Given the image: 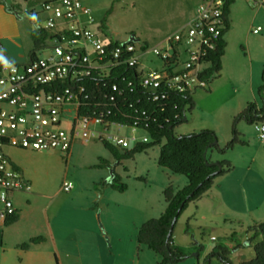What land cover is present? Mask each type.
Segmentation results:
<instances>
[{"label": "rangeland", "instance_id": "374dc122", "mask_svg": "<svg viewBox=\"0 0 264 264\" xmlns=\"http://www.w3.org/2000/svg\"><path fill=\"white\" fill-rule=\"evenodd\" d=\"M15 1L20 10L17 6H11V12L7 9L10 5L4 3L6 13L0 11V25H3L5 33L4 46L9 52L21 55L24 52L23 38L19 39L18 34H23L29 28H44L45 21L41 13L30 17L26 0ZM6 2L10 3L8 0ZM199 3V0H84L95 20L93 29L101 40L125 42L130 35H134L140 44L146 43L148 46H154L163 37L184 26ZM101 23L104 25L103 30L100 28ZM249 24V21L242 22L241 29L236 25L238 27L234 28L231 35L227 54L229 61H242L243 67L238 71L227 63L219 78L211 79L205 88L193 92L199 103L208 108V114L187 109L185 118L190 123L187 125L183 121L175 127V136L198 133L201 131V121L206 119L208 125L212 121L219 123L215 134L218 145L224 147L231 139L230 121H227L233 102L240 100L244 105L260 104L257 89L261 85L260 75L264 65V42L259 38L264 33V14L255 23ZM258 27L260 30L256 35L252 31ZM53 45V40L46 39L45 47L38 52L43 56L48 55L51 52L49 47ZM87 48L90 51V47ZM90 55H93L91 51ZM0 59L5 61L3 53ZM141 61L147 67L159 64L150 54H146ZM210 83L212 93L209 91ZM70 116H62L64 128ZM87 128L94 132L101 131L94 123L88 124ZM241 129L239 139L244 145H235L223 154L216 151L208 153L211 162H229L232 169L216 177L210 189L201 198L190 202L176 221L172 239L184 255L179 264H204L205 258L218 246L229 251L228 258L232 264L253 257L252 245L246 244L250 237L247 230L264 222V142L258 139L253 125L242 121ZM108 131L128 143L126 150L141 144L143 138L150 141L148 134L140 129L112 124ZM2 152L24 171L31 183L33 200L11 234L10 225L5 226L0 222V264H21L15 249H21L20 245L27 243L25 240L20 242L22 234L49 235L51 230L55 233L56 241L62 243L60 254L63 264H152L143 259L141 249H138L134 223H140L145 217H159L157 211L164 205V189L171 187L175 190L178 185L176 180H186L157 165L159 147L137 153L117 167L116 172L126 192L95 187L106 194L107 203L101 207L102 212L98 206L94 212L84 207L89 199L91 183L96 182L97 185L99 180L98 170L91 168L93 163L100 159L113 160L97 137L90 136L86 140L75 138L68 157L55 150L30 151L8 146H3ZM172 176L174 179L170 180ZM137 178H143L144 182L137 181ZM64 180L72 182L73 189L70 192L60 189ZM73 194L76 197L78 194V197L71 200ZM11 198L15 199V193L11 194ZM145 204L149 206L147 212L142 211ZM133 205L140 209L133 210ZM63 222L70 223L71 229L57 226ZM87 222L93 223L96 228L100 236L99 246L95 242L91 243L93 236L86 228ZM74 237L79 239V244L72 243L71 238ZM211 237L215 240L212 241ZM14 243L18 245L14 246ZM210 261L209 264H220L214 258Z\"/></svg>", "mask_w": 264, "mask_h": 264}, {"label": "built area", "instance_id": "2783aa9c", "mask_svg": "<svg viewBox=\"0 0 264 264\" xmlns=\"http://www.w3.org/2000/svg\"><path fill=\"white\" fill-rule=\"evenodd\" d=\"M33 2L34 15H44L42 29L54 31L49 33L54 45L48 55L40 56L37 52L25 64L0 62V222L3 225L16 214L11 194L31 191L22 172L3 154V146L30 151L55 150L68 157L75 138L86 140L95 136L118 150H126L128 143L108 131L109 125L114 124L104 121L109 112L93 113L92 117L78 115L80 101L86 96L84 87L77 86V82L91 70L108 73L120 63L137 68L136 86L149 93L153 101L161 99L166 92L192 95L197 89L205 88L208 80L199 76L211 65L208 57L217 48L225 29L223 1L201 0L184 26L154 46L125 41L109 48L112 42H104L95 33V20L84 0ZM251 2L264 8V0ZM259 30L258 27L252 32L257 34ZM146 54L158 60L157 67H140ZM112 89L117 87L114 85ZM66 115L70 117L64 128L62 116ZM90 123L101 131L88 130ZM253 126L258 139L264 142V124ZM147 142L148 139H142V143ZM72 188V182L67 180L60 187L63 192Z\"/></svg>", "mask_w": 264, "mask_h": 264}, {"label": "trees", "instance_id": "16d2710c", "mask_svg": "<svg viewBox=\"0 0 264 264\" xmlns=\"http://www.w3.org/2000/svg\"><path fill=\"white\" fill-rule=\"evenodd\" d=\"M222 1V18L225 26L223 37L218 42L217 48L208 57L211 65L199 76L208 82L216 78L221 70V58L225 48L224 35L229 28L228 15L230 6L234 2V0ZM7 9L11 11L12 8L8 6ZM100 28L104 29L102 23ZM49 37L47 30L39 27L32 30L33 49L29 58H34L36 53L45 47V40L50 39ZM124 43L126 42H112L109 48H115ZM138 79L139 72L136 67H128L120 63L111 68L108 73L91 70L88 76L77 82V86L84 87V96H86V99L80 101L78 115L92 117L93 113L106 115L109 112L104 118L105 122L140 129L148 134L150 141L137 144L131 150L119 151L110 143L100 140L103 148L117 163L116 165H120L121 161L131 159L137 153L145 152L152 147H159L157 165L172 174L186 178L187 185L183 188L174 190L167 187L164 189L163 199L166 207L163 213L157 218L142 223L138 227L136 235L138 247L144 246L157 255L159 257L158 264H179L183 261L184 255L173 245L172 234L176 221L190 202L201 198L210 189L216 177L232 169L229 162L222 161L219 162L222 170L216 173V166L206 165V162L211 161L207 156H204V153L216 151L223 154L233 149L235 145H244V142L239 139L240 134L236 129L238 123L242 121L251 125L254 123L264 124V65L260 75L261 85L257 89L260 106H257L256 103H248L233 116L231 139L224 147L218 145L217 136L211 130L175 136L173 130L184 121L186 110L190 111L194 108L191 95L166 92L161 99L153 101L149 93L136 86ZM129 82L131 86H128ZM114 85L117 87L116 90L112 89ZM99 165L111 167L101 159ZM137 180L144 182L143 178H137ZM104 185H108L120 193L126 190L120 177L114 172L110 182L102 181L96 186ZM174 218L176 221L170 231ZM16 220L17 212L13 217L7 219L5 225L8 226ZM247 231L250 233V237L246 244L252 245L253 257L239 264H264V222L248 228ZM43 241V237L31 238L27 243L20 245V248L26 250L30 245L40 244ZM228 254L229 251L226 248L215 247L205 258L204 264H208L212 258L220 264H232Z\"/></svg>", "mask_w": 264, "mask_h": 264}, {"label": "crops", "instance_id": "0c3cea01", "mask_svg": "<svg viewBox=\"0 0 264 264\" xmlns=\"http://www.w3.org/2000/svg\"><path fill=\"white\" fill-rule=\"evenodd\" d=\"M6 1L7 0H0V11L6 13L4 3H6V4L10 5V6H17V9L20 10L19 5H17L15 3L16 2L15 0H8V2H10V3H7ZM20 1H18V2H20ZM199 1H201V0H199ZM26 2L29 5V9H30L29 14H30V17L32 18L34 16V13L32 12V8H33L35 3L33 2V0H26ZM263 14H264L263 8L254 5L251 2V0H234L233 4L230 6V10H229V15H228L229 28H228L227 32L225 33V35H224L225 48H224V54H223V56L221 58V70L219 71V73L217 75V78H219V75H220V72L223 69V66H225L227 63L230 64L231 67H233L234 69H236L238 71L241 70V68L243 67V64H242L243 62L242 61L234 60V61L231 62V61H229L227 59L228 48H229L230 41H231V35H232L233 31L235 30L234 28H237L239 26L240 29H241V25L240 24H242V22H245V21H249L250 24H253V23L256 22L257 18H259V16H261ZM31 22L34 23V20L31 19ZM237 24H238V26L236 27ZM32 30H33L32 28H29L26 32L24 31L23 34L21 32L18 34V35H20L19 39L21 37L23 38V44H22L23 47L22 48H23V51H24V52H21L22 53L21 55H18V54H14V53L9 52L7 50V48L4 46V44H3L4 41L3 40L5 38V33H4V30H3V25H0V54L3 53L5 55V61H9V62L20 64V65L23 64V63L25 64V63L28 62L29 57H30V53L32 52V49H33V43H32V39H31ZM259 39L264 42V33L261 35V37ZM49 49L51 50V47H49ZM38 55L43 56L40 52H38ZM0 62H4V61H2L0 59ZM150 63H152V62H150ZM151 65L152 66L147 67L146 65L144 66V63H141L140 67L142 69H151L153 67H157L158 66V65H155V64H151ZM209 88H210L209 91L211 92L212 91V84L211 83H210ZM193 95L194 94L191 95L192 101L194 103L193 110L195 112L198 111L200 113L204 112L205 114H208L207 113L208 110H206L208 108L206 106L203 107L199 103V100L197 98H195V95L194 96ZM233 103H234L233 106L231 107V109L228 112L229 119L227 121V123L230 121L229 122L230 133H231V121H232L233 116L236 115L238 112H240L246 106V104H248V103H245V105H244L240 100L234 101ZM257 106H260V104H257ZM185 121H186L187 125H189L190 122L187 121V119H185ZM203 122H206V123H203ZM224 123H226V122H224ZM201 124H202V125H200L201 126L200 127L201 131L202 130H211L213 132H218V128L220 126L218 122L215 123L214 121H212L211 125H208V122H207L206 119H203L201 121ZM236 129H237V132L241 136V132H242L241 122L238 123ZM190 132H194V131H190ZM71 148H72V146H71ZM208 153L212 154L213 152H211V151L209 152L208 151L206 153L207 157H208ZM70 154H71V149H70ZM158 155H157V158H158ZM104 161H106L107 164H110L111 167L108 168V167H105L103 165H99V161H95V163H93V165L91 167L92 169L98 170V174H99V180L97 181L98 183H100L102 181L110 182V177H108V170L111 169V168H112L113 172L116 175L119 176V174L116 172L117 167L121 166L122 163L124 162V161H121L120 165H116L117 163L114 160L109 161L108 159H104ZM13 164H14V166H16L22 172L24 178L30 183V181L25 177L24 171L19 166H17L15 163H13ZM169 179L173 180L174 176L170 177ZM139 182H142V181H139ZM176 182H177L178 185L175 187V190H179V189H181V188H183L184 186L187 185V180L184 181L181 178L176 180ZM95 183L96 182L91 183V186H90V191L91 192L89 194V199L84 204V207L87 210L94 212L95 207L98 206V207H100V209H101L100 211L102 212V208L101 207H103V205H105L107 203V202H105L106 201L105 200L106 194H105V192L96 189L95 188L96 187ZM30 185H31V183H30ZM102 187L103 188L105 187V188H108L110 190H113L108 185H104ZM31 191H32V189H31ZM31 191L28 192V193H15V199L14 200L12 199L13 205H14V207L16 209V212H17V220L14 223L10 224V234L13 231V229L21 222V220L23 218V215H24L23 212L31 206V203H32V200H33V198H31L32 197L31 196ZM113 191H116V190H113ZM124 192H126V190ZM124 192H122V193H124ZM37 197H39V196H37ZM37 197L35 199H38ZM41 197H43V196H40V198ZM77 197H78V194H77ZM77 197H76L75 194L70 196L71 200L75 199ZM131 207H133L132 208L133 210L140 209V207L136 206V205H133ZM148 207L149 206L147 204H145L144 207L142 208V211H146L147 212ZM165 207H166V204L164 203V205L159 209V211H157V212H159V216L163 213ZM101 215H102V213H101ZM150 218H152V217H150ZM147 219H149V217H145L144 219L142 218L140 223H138V224L134 223V226H135L136 230L138 229L140 224L144 223V221L147 220ZM69 224L70 223H68V222H63V223H61V225L59 224L57 226H60V227L66 226L65 228H67L69 230V229H71ZM86 228H87L88 231H90V233L93 236V242H91V243L94 244V242H95V244H97L99 246V244H100L99 237L100 236L96 232V228L93 226V223L87 222L86 223ZM35 237H43L44 241L42 243H40V244L30 245L26 250L15 249L17 251L18 260H19V262L21 264H63L62 258H61V254H60L61 253L60 250L62 249V247H61L62 243L59 244L56 241L55 233L52 230L50 231L49 235H44L43 233H29V232H26V234H24V235L22 234L21 235L19 240H21L20 242H24V240H25V242H28L31 238H35ZM71 240H73L72 243L74 245L75 244H79V241H78L79 239L77 237H74V239L71 238ZM80 242H83V241H80ZM49 243H51V244H49ZM14 244H16L14 246L18 245V243H14ZM173 245L175 246V248H177L180 251V247L174 242V240H173ZM98 246H95V247L98 248ZM144 248H146V247H144V246L138 247L139 250L141 249V253L143 255V259L149 260V262H152V264H158L159 257L157 255H155L152 251H150L147 248H146L147 250H142ZM230 248H232L231 245H230ZM147 251H150L153 254H149L150 252H147ZM86 257H88V256H86ZM208 264H209V262H208Z\"/></svg>", "mask_w": 264, "mask_h": 264}, {"label": "water", "instance_id": "95a60500", "mask_svg": "<svg viewBox=\"0 0 264 264\" xmlns=\"http://www.w3.org/2000/svg\"><path fill=\"white\" fill-rule=\"evenodd\" d=\"M127 41L136 43L139 40L137 38H135L134 35H130ZM185 119L186 118H184L183 120L185 121ZM204 156L206 157V152L204 153ZM206 165H208V166H216L217 167L216 173H219L222 170V166H221V164L219 162H206ZM109 172H110V180H111L113 178V170H112V168L109 169ZM175 221H176V219L174 218V220H173V222H172V224L170 226V231H172Z\"/></svg>", "mask_w": 264, "mask_h": 264}]
</instances>
